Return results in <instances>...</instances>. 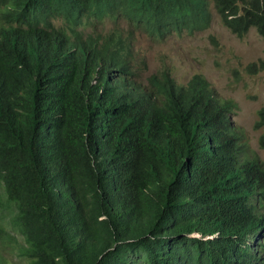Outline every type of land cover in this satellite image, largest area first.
I'll use <instances>...</instances> for the list:
<instances>
[{
  "label": "trees",
  "instance_id": "1",
  "mask_svg": "<svg viewBox=\"0 0 264 264\" xmlns=\"http://www.w3.org/2000/svg\"><path fill=\"white\" fill-rule=\"evenodd\" d=\"M212 1L264 38V0ZM105 17L161 36L210 20L208 0H0V264H262L264 167L234 103L200 74L138 81L117 34L84 38ZM254 128L264 150V107Z\"/></svg>",
  "mask_w": 264,
  "mask_h": 264
},
{
  "label": "rangeland",
  "instance_id": "2",
  "mask_svg": "<svg viewBox=\"0 0 264 264\" xmlns=\"http://www.w3.org/2000/svg\"><path fill=\"white\" fill-rule=\"evenodd\" d=\"M210 10L212 20L209 28L192 35L172 34L157 41L143 30L134 31V53L146 61L145 67L138 69V81L145 83L149 75L163 69H168L179 85H184L194 74L202 75L218 98L234 103L230 117L238 128L242 156L257 159L264 167V150L258 145L261 130L254 128L257 112L264 107V70L256 75L245 72L248 65L264 61V38L255 29L241 38L236 37L223 26L212 4ZM113 26L105 21L93 29L87 26L85 33L98 32L102 27L107 31ZM118 27L123 31L131 30L125 21H119ZM259 206L264 212V198ZM11 216L12 213L5 212L7 223ZM8 228L22 244L17 232ZM10 253L6 255L13 263L26 264L13 252ZM262 256L264 264V253Z\"/></svg>",
  "mask_w": 264,
  "mask_h": 264
},
{
  "label": "clouds",
  "instance_id": "3",
  "mask_svg": "<svg viewBox=\"0 0 264 264\" xmlns=\"http://www.w3.org/2000/svg\"><path fill=\"white\" fill-rule=\"evenodd\" d=\"M213 6L214 10L216 11V13L218 14L216 8H215V5L213 3L212 0H208V11H209V14H210V20H209V23H208V26L204 29H208L209 26H210V23H211V20H212V14H211V10H210V6ZM218 17L220 18L219 14H218ZM105 21H109L111 22L112 24H114V26L105 31L104 30V27L101 28L100 31L98 32H95V33H91V34H86L85 31H86V28L87 26H89L91 29H93L94 26H96L97 24H103ZM119 21H125L131 30L129 31H123L121 30L119 27H118V24H119ZM220 21L222 22L221 18H220ZM57 22H59L57 24ZM53 23L55 25H58L60 27H64L65 26V23L62 21V19L60 18H57V19H54L53 20ZM223 24V23H222ZM224 27H226L224 24H223ZM227 28V27H226ZM228 29V28H227ZM254 29V28H252ZM79 30H82V28L80 27ZM136 30H143L145 31L146 33H148L152 38L156 39L157 41H162L163 39H165L167 36L169 35H172V34H183V33H186V34H189V35H192L194 33H197V32H193V33H189L187 31H183V32H170V33H166L164 35H156V34H152L150 33L149 31H147L143 26H135L134 24L130 23L129 21H127L126 19H120L118 21H116L115 19L114 20H110V19H107L106 17L103 18L102 20H98L96 18H91L89 21L86 22V25H85V28H84V38H86V36L88 35H91L92 37H98L99 39V44H101L105 39H106V36L108 34H117L120 38H121V41L123 42V47L125 49H128V51H131L132 53H134V31ZM204 30H201V31H204ZM229 30V29H228ZM251 30V29H250ZM201 31H198V32H201ZM230 31V30H229ZM231 33V31H230ZM232 34V33H231ZM246 35V34H245ZM135 54V53H134ZM137 57V56H136ZM139 59V58H138ZM141 60L142 62H144V64H146V61L145 59H139ZM150 76V75H149ZM172 76V75H171ZM193 76V75H192ZM173 78V77H172ZM191 78V77H190ZM189 78V79H190ZM174 79V78H173ZM206 80V79H205ZM187 83V82H186ZM185 83V84H186ZM184 84V85H185ZM210 85V84H209ZM211 87V86H210ZM212 89V88H211Z\"/></svg>",
  "mask_w": 264,
  "mask_h": 264
}]
</instances>
